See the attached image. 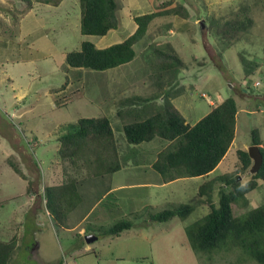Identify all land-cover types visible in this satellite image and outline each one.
<instances>
[{"label": "rangeland", "instance_id": "obj_1", "mask_svg": "<svg viewBox=\"0 0 264 264\" xmlns=\"http://www.w3.org/2000/svg\"><path fill=\"white\" fill-rule=\"evenodd\" d=\"M116 2L118 27L109 30L105 36H93L79 31L78 0H62L58 6L35 2L33 10L23 13V2L0 0V240L15 238L17 246L10 264H63L64 261L67 264H96L92 253L69 257L71 250L67 248L77 244L78 238L63 235L66 232L48 215L43 189L51 184L52 175L54 179L59 177L63 169L70 174V162L57 154L58 138L80 117L107 116L116 141L115 151H130L138 159L142 155L141 161L145 165L153 159L155 151L165 146L166 142L156 137L129 149L121 126L130 121L132 115H116L120 109L117 101L122 97L133 94L157 96L153 101L157 106L168 93L169 101L189 124L209 111L211 106L207 99L215 104L216 99L232 96L236 101L235 136L219 165L208 176L175 179L156 193L159 200L172 205L193 206L186 218L175 220L182 226L192 225L209 211L204 197L198 196L200 184L221 175H238L242 181L248 179L236 150H247L251 145V129L258 128L264 146V0ZM179 4L186 8L187 16L165 14L155 17L145 35L133 45L135 56L131 61L102 71L73 68L65 62L66 52L77 50L82 41H90L96 46L105 38H114L109 45L119 42L135 30L133 16L174 9ZM245 7L253 25L228 43L215 29L225 20L241 19ZM200 22H203L202 28ZM155 48L177 54L185 67L177 71L157 69L153 55ZM65 80L67 84L63 88ZM58 98L60 104L56 103ZM115 151L85 149L84 153L74 157L79 166L75 168H79L80 174H88V178L101 171L103 165L116 161L123 163L121 157L112 153ZM148 173L137 172L134 177L128 175V170H121L113 177L133 180L148 176ZM220 185L217 182L213 187L215 204ZM136 192L141 196L147 193L140 189ZM246 199L245 205H232L234 215H242L264 202V181H260ZM107 202L108 199L104 204ZM172 205L167 203L164 208ZM153 213L156 212L149 214ZM101 221L103 228L114 222ZM126 243L133 248L125 251L124 260L115 259L111 264H259L240 248L196 252L181 227L174 232L170 229L165 238L159 236L149 243L140 239ZM93 247L102 250L99 261L124 254L121 251L115 255V248L107 244V238L94 241Z\"/></svg>", "mask_w": 264, "mask_h": 264}, {"label": "trees", "instance_id": "obj_2", "mask_svg": "<svg viewBox=\"0 0 264 264\" xmlns=\"http://www.w3.org/2000/svg\"><path fill=\"white\" fill-rule=\"evenodd\" d=\"M23 2L22 13L32 8L34 2L57 6L62 0H19ZM79 31L83 35L104 36L119 25L116 0H78ZM244 8L241 19H229L216 27L215 31L228 43L247 31L253 19ZM179 14L186 17L185 7L163 9L133 16L135 30L120 42L98 48L90 41H82L77 50L65 54V62L73 68L106 70L131 61L135 52L133 45L147 32L150 22L157 16ZM157 69L177 71L185 67L184 61L175 53L155 48L153 50ZM242 60L246 63L243 56ZM250 69V68H249ZM67 80L62 87L65 88ZM57 90V89H54ZM165 93V92H164ZM157 96L133 94L123 98L117 115H132V119L122 124V132L129 145L136 146L158 137L166 144L156 155L152 168L164 182L177 178L208 175L226 155L235 136L237 115L236 101L232 96L215 100V105L193 125L186 122L183 114L170 101L168 93L162 104L154 105ZM60 104V98L56 100ZM251 144L258 145L262 154V164L255 173H249L252 159L246 149L238 148L236 156L242 170L247 172V187L238 190V175H221L203 182L198 187V196L204 197L209 211L197 222L185 227L191 248L196 252L211 253L222 249H242L249 259L264 264V202L234 215L232 205L247 203L246 195L264 181V146L258 128L250 131ZM57 154L59 158L73 162L78 155L87 151L116 150V141L110 119L107 116L80 117L67 126V131L59 138ZM76 157V158H74ZM15 171H20L14 166ZM220 182L217 204L212 198L214 184ZM67 186H45L43 195L45 206L52 218L63 223L65 210L61 206L66 197ZM63 192L65 195L63 196ZM67 202V199L65 200ZM170 205H172L170 203ZM193 206L185 203L173 204L156 213L150 214V221L165 222L172 217L186 218ZM133 226L131 219L115 220L101 230L102 235H117ZM15 238L0 240V264H10L16 249Z\"/></svg>", "mask_w": 264, "mask_h": 264}, {"label": "crops", "instance_id": "obj_3", "mask_svg": "<svg viewBox=\"0 0 264 264\" xmlns=\"http://www.w3.org/2000/svg\"><path fill=\"white\" fill-rule=\"evenodd\" d=\"M34 7L35 4H33L32 8H30L29 10H33ZM112 39L109 38L107 40L105 38V40H101V42L98 44L99 46L97 47L104 48L108 46L109 43L112 42ZM120 41L122 40H119V42ZM125 97H122L117 101L118 105L120 101ZM209 105L211 106V108L214 106L211 104ZM194 123L190 125H193ZM134 148L135 146L129 145L130 150H133ZM158 151L159 150L155 151V153L152 154L153 159L149 162L148 165L142 163V155H139L140 157L138 159L135 155L131 154L130 151L126 153H121L117 151L112 152L117 158L121 157L124 162L120 163L116 161L114 164H102L104 166L100 168L102 170L96 172L95 174L89 175L88 178V174H80L79 168H75L79 167L75 161L71 162L69 160H64L65 162H70V174L67 171L64 172L63 169V174L60 175L61 178H59L60 176H56L57 178L54 179L52 175L51 184L48 186L55 187L64 185L67 186L68 189L66 192V197L64 199L62 198L61 202V206L65 210V219L63 220V223H58V228H61L64 232H66L63 233V235H65L66 237L76 236L78 238L79 242L77 244L75 243V245L73 244L71 247L67 248V250H71L69 257L74 258L83 255L86 256V254L92 253L96 257V264H111V262L115 259H125V251L127 249L133 248L131 244L126 243L131 239H140L149 243V240L155 241L159 239V236H163L165 238L166 235L170 234V229L172 232H174L175 230H178V227H181V229L185 231V226H182L179 221H175L178 220V217H172L171 219L165 222H151L148 219L149 213L160 211L164 209V205H166L167 203H171L168 201L164 202L161 199L159 200L158 196L156 195V193L159 192V190H161L162 188H164L167 183L171 182H164L161 175L157 171H155L151 166L154 160L156 159ZM121 170H128V175L134 177V174L137 172L146 171L149 173L148 176H141L140 178L133 180H128L127 177L125 179H122L123 176L120 178L113 177ZM129 172H132L133 174ZM139 189L142 190L143 193H147L144 194V196H141L138 192H136V190ZM88 194H90V197H88ZM62 195L64 196L65 192H63ZM66 199L67 202L65 201ZM106 199H108V202L104 204V201ZM47 213L52 218L48 210ZM139 213L142 214L137 215ZM141 218H143V221H139V219ZM103 219H109V223L118 219H131L133 221V226L129 229L121 231L117 235H102L101 230L103 229L104 224L101 220ZM153 224H155L154 229L152 226ZM167 226H169L170 229H168ZM87 234H92L93 236H96V239H94L90 243H87L85 241V236ZM99 238H107V244L110 247L115 248V255H117V252L119 253L121 251H123L124 254H119L117 257L109 256L106 258V260L101 259L99 261L98 259L101 258L102 250H95L94 247L92 248L94 241L99 240ZM84 243L85 245H83ZM73 246L74 248L72 249ZM79 250H81V252H78ZM71 254L73 255L71 256ZM105 261L106 263H103ZM63 264H67L66 261H64Z\"/></svg>", "mask_w": 264, "mask_h": 264}, {"label": "water", "instance_id": "obj_4", "mask_svg": "<svg viewBox=\"0 0 264 264\" xmlns=\"http://www.w3.org/2000/svg\"><path fill=\"white\" fill-rule=\"evenodd\" d=\"M201 28L204 26L203 22H200ZM163 101V98L161 99ZM249 157L252 159V165L249 168V173H255L259 167L262 164V154L260 152L259 146L251 144L247 149ZM94 239H96V236H93L92 234H87L85 236V241L87 243L92 242Z\"/></svg>", "mask_w": 264, "mask_h": 264}, {"label": "clouds", "instance_id": "obj_5", "mask_svg": "<svg viewBox=\"0 0 264 264\" xmlns=\"http://www.w3.org/2000/svg\"><path fill=\"white\" fill-rule=\"evenodd\" d=\"M246 187H247V181H244V182H242V183L240 184L238 190H243V189L246 188Z\"/></svg>", "mask_w": 264, "mask_h": 264}, {"label": "built area", "instance_id": "obj_6", "mask_svg": "<svg viewBox=\"0 0 264 264\" xmlns=\"http://www.w3.org/2000/svg\"><path fill=\"white\" fill-rule=\"evenodd\" d=\"M258 84V82L256 81L255 82V85H257ZM208 101H209V104H211V105H215V104H213V101L211 100V99H208Z\"/></svg>", "mask_w": 264, "mask_h": 264}]
</instances>
